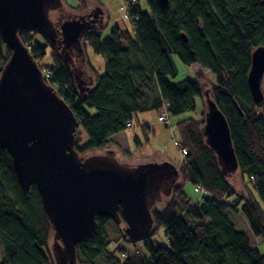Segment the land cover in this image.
Returning a JSON list of instances; mask_svg holds the SVG:
<instances>
[{
  "label": "trees",
  "instance_id": "obj_1",
  "mask_svg": "<svg viewBox=\"0 0 264 264\" xmlns=\"http://www.w3.org/2000/svg\"><path fill=\"white\" fill-rule=\"evenodd\" d=\"M77 1L71 8L88 12V0ZM145 1L149 10L137 0L129 4L135 17L130 29L115 24L106 34L104 12L96 7L100 16L89 21L82 45L84 50L90 45L104 57L102 74H85L84 78L75 67L81 54L66 48L61 36L57 45L35 29L20 30L19 36L45 81L75 114V148L80 154L108 149L115 135L129 128L128 123L133 125L138 113L165 108L170 116L178 117L196 111L197 98L204 104L201 72L194 79L171 81L177 75L174 56L211 71L216 83L207 90L228 121L242 191L230 175L222 173L216 154L205 142L206 112L201 118L179 119V141L187 150L180 163L182 180L172 187L166 206L152 210V232L132 241L111 218L98 217L96 235L77 247L78 262L264 264V254L229 215L242 212L253 233L264 237V101H254L248 84L253 52L264 46V0H168L167 7L158 0ZM78 13H69L64 6L60 21ZM10 55L0 33V74ZM47 56L50 64L43 63ZM145 128L150 127L145 124ZM186 181L206 191L201 200L187 195ZM107 220L114 227L112 232L105 227ZM159 231L167 243L154 239ZM53 233L36 186L23 190L11 155L0 147V264H55L50 254Z\"/></svg>",
  "mask_w": 264,
  "mask_h": 264
},
{
  "label": "water",
  "instance_id": "obj_2",
  "mask_svg": "<svg viewBox=\"0 0 264 264\" xmlns=\"http://www.w3.org/2000/svg\"><path fill=\"white\" fill-rule=\"evenodd\" d=\"M167 7L168 0H158ZM63 0H0V33L11 55L0 74V147L12 157L23 190L36 186L53 226L56 264H76L77 247L98 232V217L125 222L124 234L136 241L155 226L153 207L166 181L177 182L179 170L169 161L137 167L120 164L112 151L85 159L76 150L78 120L69 105L44 78L22 42L19 31L38 30L54 45L83 52L85 14L60 23L50 18ZM264 46L252 55L248 84L256 103L264 101ZM206 144L222 173L238 171L231 131L210 90L204 91ZM172 185L169 194L172 190Z\"/></svg>",
  "mask_w": 264,
  "mask_h": 264
},
{
  "label": "rangeland",
  "instance_id": "obj_3",
  "mask_svg": "<svg viewBox=\"0 0 264 264\" xmlns=\"http://www.w3.org/2000/svg\"><path fill=\"white\" fill-rule=\"evenodd\" d=\"M125 1L126 0H88V10L99 6L104 11L105 22L108 24L105 30V34L108 33L115 24H118L122 28H131V22L125 18V10L122 9ZM137 1L144 10H149V6L147 5L145 0ZM63 2L65 3L64 6L67 7L69 13H78L71 8L78 5L77 0H63ZM79 14L81 13H78V15ZM50 18L57 27H59L60 23L63 22L60 21L61 18L59 11H52L50 13ZM77 52L81 54L82 58L80 59V61H76L78 62V64L75 67H77L81 72L84 73V78L85 74L89 76L90 74H94L95 72L99 74L104 73L105 59L102 55L95 53L90 45L87 44L83 52ZM173 60L177 68V75L174 78H171V81L173 83L182 81L184 79H194L198 72H201V75L203 76L204 90H207L211 85L216 83V78L211 73V71L202 68L199 64L187 65L183 63L177 56H174ZM51 62L52 59L50 56H47L43 61L44 64H50ZM203 103L204 104H202L200 98H197L196 111L186 112L178 117H173L168 114L169 122H162L159 120V115L161 114V112H165V108H162L161 111L138 113L133 119V127L127 128L125 131H123V135H120L119 137L113 139L108 149L87 152L85 154H80V157L83 159L95 155H107L111 157V155H109V152L112 151L114 153L115 159L120 164H123L127 167H137L138 165L147 162L169 161L174 164L175 167L179 170V176L177 179V182H179L182 180L180 163L182 162L184 155L181 150L175 145V141H179L176 123L179 119H183L186 117L201 118L202 113L204 111L206 112L207 110L205 104V96L203 97ZM89 112L95 113L96 111L94 109H89ZM145 122L148 123L150 127L149 129H144L143 124ZM136 137L139 141L136 140ZM86 139L87 134L84 133L83 141H85ZM229 179L235 184L238 190L242 191L241 177L238 171L231 174L229 176ZM172 190L169 194H167L164 189H162L160 191V197L157 199L153 209H163L166 206L167 202L171 199ZM184 190L193 201L201 200L202 196L205 194L200 191H196L195 185L188 181L184 183ZM229 215L232 221H234L236 228L248 234L251 245L254 248L258 249L262 254H264V237L256 236L253 233L247 217L243 215L242 212H229ZM105 227L110 232L114 230V227L108 220L105 223ZM124 227L125 222H122L119 225V231L121 230L120 232L123 233ZM154 239L160 243H167V238L161 231L157 233ZM53 247L54 241L52 237L50 243V254L56 264L58 259L55 258ZM76 264L83 263L77 262ZM99 264L104 263L100 262Z\"/></svg>",
  "mask_w": 264,
  "mask_h": 264
},
{
  "label": "built area",
  "instance_id": "obj_4",
  "mask_svg": "<svg viewBox=\"0 0 264 264\" xmlns=\"http://www.w3.org/2000/svg\"><path fill=\"white\" fill-rule=\"evenodd\" d=\"M133 2H134V1H132V0H126V1L124 2V5L122 6V9L125 10V15H124V16H125V18H126L127 20H129L130 22H131L135 17H133V16L130 14L128 6H129L130 3H133ZM45 76H46V77H50L51 74H50V73H46ZM159 120L162 121V122H169V116H168V113H167L166 111H165V112H161V114L159 115ZM128 126H129V128H132V127H133V125H132L131 123H128ZM175 145L181 150V152H182L183 155L185 156L186 153H187V150H186V148H184V147L181 145L180 141H175ZM195 190H196V191H200V192H202L203 194L206 193V191H205L202 187H200V186H196V187H195Z\"/></svg>",
  "mask_w": 264,
  "mask_h": 264
},
{
  "label": "flooded vegetation",
  "instance_id": "obj_5",
  "mask_svg": "<svg viewBox=\"0 0 264 264\" xmlns=\"http://www.w3.org/2000/svg\"><path fill=\"white\" fill-rule=\"evenodd\" d=\"M62 10V9H61ZM61 10L59 11V12H61ZM100 10L99 11H97V9L96 8H92V9H90V10H88V12H86L85 13V15L87 16V20H91V19H94V20H98V18H99V16H100ZM171 179H169L168 181H166L165 183H164V190L165 191H169V189H170V187H171V185H172V182L170 181ZM177 183V182H176ZM175 183V184H176ZM174 184V185H175ZM174 185H172V187L174 186Z\"/></svg>",
  "mask_w": 264,
  "mask_h": 264
},
{
  "label": "crops",
  "instance_id": "obj_6",
  "mask_svg": "<svg viewBox=\"0 0 264 264\" xmlns=\"http://www.w3.org/2000/svg\"><path fill=\"white\" fill-rule=\"evenodd\" d=\"M103 12H104V11H103ZM145 124H147V125H148V123H146V122L144 123V125H145ZM123 134H124V132H121V133H119V134L115 135V136L113 137V139H115L116 137H119L120 135H123Z\"/></svg>",
  "mask_w": 264,
  "mask_h": 264
}]
</instances>
